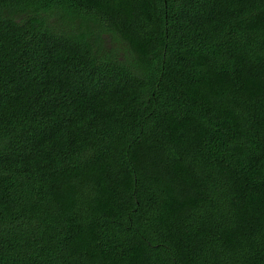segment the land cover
Masks as SVG:
<instances>
[{
    "label": "trees",
    "instance_id": "obj_1",
    "mask_svg": "<svg viewBox=\"0 0 264 264\" xmlns=\"http://www.w3.org/2000/svg\"><path fill=\"white\" fill-rule=\"evenodd\" d=\"M0 264H264V0H0Z\"/></svg>",
    "mask_w": 264,
    "mask_h": 264
}]
</instances>
